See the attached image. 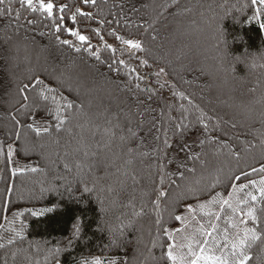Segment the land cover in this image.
Here are the masks:
<instances>
[{"label":"trees","instance_id":"obj_1","mask_svg":"<svg viewBox=\"0 0 264 264\" xmlns=\"http://www.w3.org/2000/svg\"><path fill=\"white\" fill-rule=\"evenodd\" d=\"M52 2L58 18L60 4L74 5L79 0ZM79 6L96 19L78 17L73 23L72 12L66 11L65 23L88 37L103 62L83 49L77 53L59 45L45 14L25 9L19 21L0 17V147L4 152L0 156V243L5 244L0 264H56L49 254L56 248H61L60 264H77L85 258H99L102 264L109 259L118 264H172L167 260V246L176 241L169 240L155 223L158 191L165 192L159 200L163 227L177 241L194 234L193 248L199 253L196 242L203 237L197 230L203 225L204 231H211L210 225L216 223L211 239L217 244H210L204 255L220 256L225 233L230 239L243 227H252L244 215L250 207L257 227L264 217V200L249 184V180L258 185L264 179V173L252 172V167L259 169L264 163V67H251L264 55V13L257 15L258 6L251 0H97L95 7ZM101 19L119 20V24H98ZM113 32L140 42L144 51H130ZM60 35L79 45L66 31ZM113 59H123L135 71L128 72V67L110 71ZM141 59L147 66L139 64ZM161 68L165 73L157 78L154 69ZM137 75L143 79L137 81ZM33 77L52 91H45L42 107L27 115L19 89L35 83ZM136 83L151 89V97L136 91ZM65 104L74 107L65 109ZM137 112L147 113L145 130L138 129L135 138L121 142L119 135L127 136V128L122 133L113 128L117 135L109 142L105 129L125 125ZM58 114L65 120L59 131ZM182 115L193 126L182 138H174L166 153L156 151L163 140V136L161 141L155 139L156 129L168 127L169 117L176 122ZM200 115L207 130L196 121ZM151 122L155 128L149 133ZM139 123L137 115L131 126L136 129ZM28 124L48 127L49 132L37 137ZM8 144L14 149L13 165H6ZM129 148L134 150L131 154ZM13 167L16 175H12ZM243 172L249 173L248 178ZM232 173L240 174L241 180L229 183ZM217 177L222 183L213 188ZM241 183L248 187L233 191L231 184ZM85 184L93 189L91 194L83 192ZM68 186L71 193L65 190ZM8 187L14 189L10 203ZM248 193L257 195L254 205L251 200L243 203ZM224 199L231 200L235 213L227 206L221 210ZM200 204L206 207L201 209ZM188 207L193 212H187ZM173 208L185 217L183 223L173 218ZM20 212L24 215L18 216ZM209 212L219 213L222 219L217 221ZM77 221L80 237L68 248ZM21 230L22 243L15 237ZM114 236L119 247L111 246ZM10 238L13 244L7 243ZM187 243L185 239L184 253ZM249 255L250 264H264V245L257 242Z\"/></svg>","mask_w":264,"mask_h":264},{"label":"snow or ice","instance_id":"obj_2","mask_svg":"<svg viewBox=\"0 0 264 264\" xmlns=\"http://www.w3.org/2000/svg\"><path fill=\"white\" fill-rule=\"evenodd\" d=\"M107 2V0H105ZM252 4L254 6H258V11L257 15H260L261 13H264V0H251ZM82 3L84 6H92L95 7L97 6V0H79L78 4L70 5V4H60L59 5V17L57 18L56 15V4L52 2V0H49V2H45V0H0V17H9V18H14L16 21H19L21 19V10H30L33 14L40 12L42 14H45L49 20L52 21L53 23V30L56 33L55 39L61 46H68L70 48H73L75 52L79 53L82 51H88L91 55L95 57V59L98 62H103L101 61V57L99 54L96 53V50L92 48L91 44L88 43V37L80 34L79 31L67 27L65 21L68 19L66 17L65 13L66 11L72 12V15L70 19L72 20L73 23H77L78 20L77 18H84L87 20H94L96 19V16L93 12L91 11H85L83 7L79 6V4ZM18 4L19 8H15V5ZM74 9V10H73ZM29 24H32V20H28ZM97 23H103V24H108L111 26L112 23H117L119 24V20L116 21H107V20H97ZM264 27V25H262ZM67 32V35L71 37H75L79 41V45H75L70 43L69 39H62L60 33L62 32ZM93 32L96 33V35H100V32L98 29H93ZM112 35L115 36V39L117 41H120L122 44L126 45L127 48L135 50V51H144L142 44L140 42H137L132 39H124L122 36L116 34L115 32L112 33ZM155 39V37H153ZM108 47H111V45H108ZM115 51V49H113ZM139 64L141 66H147V61L146 60H139ZM128 67L126 65V62L123 59L115 60L113 59L111 63L109 64V70L110 71H119V68H124ZM135 69H132L128 67V72H133ZM165 73V69L161 68L158 72L155 73L156 77L159 78ZM137 81L142 80L143 77L141 75H137L135 78ZM32 80L35 81V83H32L31 81L29 83H26L19 89V93L25 103L22 104V109L27 115H32V110L38 109L42 107V104L40 101H45L47 100V96L45 95V91L51 92V89H43V82L39 79H36L35 77L32 78ZM129 85V90L131 91V86L133 84L131 78L128 79L127 81ZM135 90L144 93L147 92L149 94V97H151L152 90L148 88H142L139 83H136L134 85ZM161 87H164L163 84H161ZM43 89V90H41ZM31 93H35L36 96L33 98L31 96ZM174 95H179L181 99H188L186 96H183V94H177L174 93ZM139 98L137 97V100ZM191 103V101H189ZM65 109H72L74 106L72 104H65L64 105ZM19 111V110H18ZM186 112L187 110L184 109ZM140 116V123L137 125V128L134 129L131 124L133 120L135 119V116ZM147 113L146 112H137L135 114H132L130 117H128L127 122L125 125H120L117 123L113 127L105 129V133L109 137V142L114 139L117 135L115 131H113V128L119 129V131L122 133L125 128H127V136L126 135H119V139L121 142L125 141L126 139L129 138H135L137 136V130H145V117ZM13 120L16 121L17 124H20V121L16 120V117H12ZM196 121L198 123L203 124V115H200L196 118ZM65 123V120L59 116L58 114V119H57V131H59ZM109 124H111V121H109ZM193 125L189 121V118L187 115H182L181 119L176 122H171V118L169 117V126L168 127H162L156 129L157 135L155 136V139L157 141H161V136H163L162 140V146H158L156 151L166 153L169 148L172 146V142L174 138H182L192 127ZM27 127L35 133L37 137L41 136L42 133H48L49 128L48 127H43L41 128L40 126H34V124H28ZM208 124H203V128L205 130L208 129ZM218 127V126H217ZM155 128L154 122H151L149 125H147V131L151 133V131ZM16 137L19 139L20 137V132L19 130L16 131ZM201 144H203V141H201ZM109 144L106 143L105 147H108ZM134 150L129 148L128 152L131 154ZM13 152L14 149L12 147V144H8L7 146V154H6V165H13ZM144 155H147V153H143ZM87 155V153H85ZM0 156H4L3 148L0 147ZM189 159H192L193 157L191 155L188 156ZM237 161H239L240 157L237 154L236 155ZM128 163H131V160L128 161ZM67 168L68 166L65 165ZM77 168L80 167L79 164L76 166ZM30 171L35 172V168H31ZM71 169L69 168V172ZM161 171L163 172V165H161ZM191 171V169H189ZM252 172H258V173H264V163H262V166L257 169L255 167H252ZM17 169L13 167L12 169V175H16ZM244 178H248L249 173L243 172L242 173ZM64 179V178H62ZM232 180L235 181H240L241 180V175L232 173L231 176L228 177L229 183H231ZM161 183H163V178L161 179ZM222 183V181L217 177L216 182L212 185L213 188H215L218 184ZM249 184H251L253 187H256L258 192H259V199L264 200V179H261L259 181V184L257 185V181L255 180H249ZM231 187L233 191H243L245 188L248 187L247 184H239L238 186L236 184H231ZM12 187H8L5 189V192L9 194V203L10 201V194L13 192ZM52 191H58V189H51ZM69 193L72 192V188L70 186L66 187L65 189ZM93 191L92 188H89L86 184L83 188L84 193H89L91 194ZM219 193H217V196ZM165 192L163 191H158V196H157V201L155 202L156 204V209H157V219H156V225L162 232L168 236L169 240L176 241L175 243H169L168 244V251L166 253L167 260L171 261L172 264H200L201 261H204L205 264H250V261L252 257L249 255V250L253 247V245L259 244L264 245V217L260 219V226L257 227V217L254 214V208L250 207L247 212H245V216L249 217L251 219V224L252 227L245 226L243 227L240 231H237L233 233L232 237L229 239L227 233H225V242L222 246L221 250V255L220 256H213L209 257L204 255L206 251L209 250V245L216 246L217 242L215 239H211L213 237V233L217 229V224L212 223L210 225L211 231H204V226L201 225L200 229L197 231L199 234L203 237L201 241L196 242L197 245L199 246V253H197L194 248H193V242L195 241V235L190 234L188 237L181 236L180 240L177 241L176 237L173 236L171 232L166 227H163L161 217H160V197H164ZM229 196H231V193H229ZM248 200H251L253 202V205L258 201L257 195H254L252 193L247 194V199L243 201V203L247 204ZM213 201H209V203H212ZM179 203V201H177ZM220 208L221 210H225V206H227L229 209L232 210L233 213L236 212V208L233 207V204L230 199H224L220 203ZM199 207L201 209L205 208V204H200ZM192 207L187 208V212L191 213L193 212ZM208 215H214L215 219L219 221L222 219L221 215L219 213H207ZM18 216H23L24 213L20 212L17 214ZM32 215H37V213L33 212ZM139 215V213H137ZM173 218L178 221L183 223L185 220V217L179 214H175V208H173L172 212ZM194 219V217H193ZM240 223L247 225V221L242 220ZM230 227H235V225H230ZM178 233L182 232V229L177 230ZM81 233V226L79 221L76 222L75 224V229L73 232V238L68 240L67 246L70 248L73 244V239H78L80 237ZM120 235H123V232H120ZM15 237H17L20 242H23V235H22V230L15 232ZM187 239V253H184L181 251L182 247L185 245L183 244V241ZM15 241L13 239H8L7 243L8 244H13ZM111 246L113 247H119L120 246V241L118 238L114 236L111 242ZM5 248L4 243H0V249ZM223 249H230V251H223ZM26 251V250H24ZM61 252V248H56L54 252L49 253L53 258L56 259V264H60L58 256ZM17 255L16 252L12 253V256L15 257ZM186 257H191V259H186ZM77 264H102V261L99 258H93L91 260L88 259H82L77 262ZM108 264H118V261L115 259H109Z\"/></svg>","mask_w":264,"mask_h":264},{"label":"clouds","instance_id":"obj_3","mask_svg":"<svg viewBox=\"0 0 264 264\" xmlns=\"http://www.w3.org/2000/svg\"><path fill=\"white\" fill-rule=\"evenodd\" d=\"M252 69H256L258 67H264V55L258 57L251 64Z\"/></svg>","mask_w":264,"mask_h":264},{"label":"rangeland","instance_id":"obj_4","mask_svg":"<svg viewBox=\"0 0 264 264\" xmlns=\"http://www.w3.org/2000/svg\"><path fill=\"white\" fill-rule=\"evenodd\" d=\"M130 51H135V50H132V49H129ZM136 71H137V69H136ZM156 72H158L157 70H155L154 69V73H156ZM146 75V74H145ZM147 76V75H146ZM220 159V161H222L224 158L223 157H220L219 158ZM218 163V162H217ZM210 172V171H209ZM209 178H210V180H212L213 178L211 177V176H208ZM201 264H204V263H201Z\"/></svg>","mask_w":264,"mask_h":264}]
</instances>
